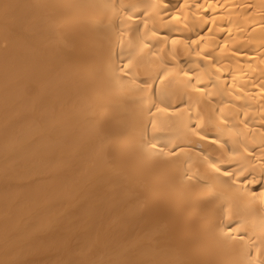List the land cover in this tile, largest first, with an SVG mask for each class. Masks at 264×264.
<instances>
[{
  "label": "bare ground",
  "instance_id": "1",
  "mask_svg": "<svg viewBox=\"0 0 264 264\" xmlns=\"http://www.w3.org/2000/svg\"><path fill=\"white\" fill-rule=\"evenodd\" d=\"M0 264H264V0H0Z\"/></svg>",
  "mask_w": 264,
  "mask_h": 264
},
{
  "label": "snow or ice",
  "instance_id": "2",
  "mask_svg": "<svg viewBox=\"0 0 264 264\" xmlns=\"http://www.w3.org/2000/svg\"><path fill=\"white\" fill-rule=\"evenodd\" d=\"M213 167H215V165H213ZM218 170V169H217Z\"/></svg>",
  "mask_w": 264,
  "mask_h": 264
}]
</instances>
